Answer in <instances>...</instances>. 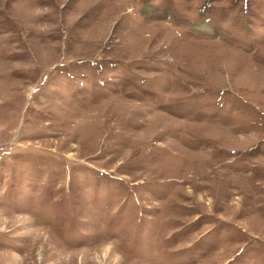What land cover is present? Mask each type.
Masks as SVG:
<instances>
[{"label": "rangeland", "instance_id": "obj_1", "mask_svg": "<svg viewBox=\"0 0 264 264\" xmlns=\"http://www.w3.org/2000/svg\"><path fill=\"white\" fill-rule=\"evenodd\" d=\"M0 264H264V0H0Z\"/></svg>", "mask_w": 264, "mask_h": 264}]
</instances>
